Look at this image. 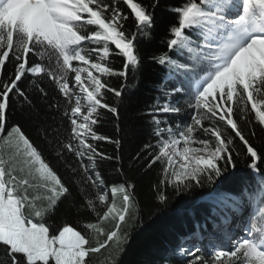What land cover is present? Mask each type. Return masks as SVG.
I'll return each mask as SVG.
<instances>
[{"label":"snow or ice","instance_id":"snow-or-ice-1","mask_svg":"<svg viewBox=\"0 0 264 264\" xmlns=\"http://www.w3.org/2000/svg\"><path fill=\"white\" fill-rule=\"evenodd\" d=\"M146 60L165 75L125 160L121 106ZM238 164L251 188L214 196L212 232L143 264H264V0H0V264H122L143 210L126 166L156 173L162 211L169 189Z\"/></svg>","mask_w":264,"mask_h":264},{"label":"trees","instance_id":"trees-1","mask_svg":"<svg viewBox=\"0 0 264 264\" xmlns=\"http://www.w3.org/2000/svg\"><path fill=\"white\" fill-rule=\"evenodd\" d=\"M179 2L180 0H162V3L167 5ZM160 16L162 21L166 20V11L162 10ZM164 48L165 45L160 43L158 34L156 40L145 46V51L146 53L154 50L163 51ZM115 66L119 67V59ZM164 75L163 68L151 60H146L143 71L138 73L135 81L125 89L128 99L121 106L120 115L121 127L125 132V160L145 137L146 118L143 113L157 97V89ZM13 115L15 119L10 118L9 123H24L18 114ZM103 128L109 134L115 131L112 122L105 123ZM25 131L34 139L38 136L35 125L26 124ZM103 147L109 152L112 151L111 145ZM126 171L130 181L137 185L136 191L143 210L140 221L134 222L130 230V239L122 256V264H143L145 258L160 260L167 257L185 238L197 231L203 232L202 226L213 221L212 209L215 207L213 199L216 194L229 193L239 196L246 187L251 188L248 182L252 181L250 170L243 164H238L237 169L222 182L204 184L202 187L193 186L191 190L179 196H174L169 189L168 208L157 211L158 206L153 201L154 194L151 189V184L156 180V173L145 174L143 169H132L127 166ZM64 223L79 227L76 217L61 212L55 224L59 228Z\"/></svg>","mask_w":264,"mask_h":264},{"label":"rangeland","instance_id":"rangeland-1","mask_svg":"<svg viewBox=\"0 0 264 264\" xmlns=\"http://www.w3.org/2000/svg\"><path fill=\"white\" fill-rule=\"evenodd\" d=\"M209 233H210V232H209ZM205 235H206V234H205ZM189 240H191V241H192V240H193V238H191V239H189ZM203 243H206V241H203Z\"/></svg>","mask_w":264,"mask_h":264}]
</instances>
